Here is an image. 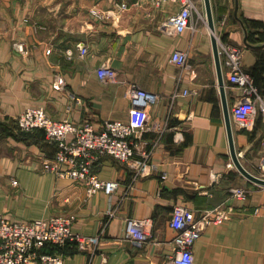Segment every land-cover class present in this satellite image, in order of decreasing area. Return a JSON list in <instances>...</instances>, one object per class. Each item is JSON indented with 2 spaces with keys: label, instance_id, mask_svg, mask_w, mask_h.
Here are the masks:
<instances>
[{
  "label": "crops",
  "instance_id": "1",
  "mask_svg": "<svg viewBox=\"0 0 264 264\" xmlns=\"http://www.w3.org/2000/svg\"><path fill=\"white\" fill-rule=\"evenodd\" d=\"M122 2L127 9L115 10ZM194 2L199 15L193 29L168 35L162 24L177 4L156 9L146 0H0V215L31 221L66 214L73 232L101 236L92 251L74 244L56 249L64 264H165L173 254L175 205L195 212L228 207L227 219L205 228L194 243V264H264V187L232 164L204 1ZM210 2L218 43L244 48L243 66L262 88L264 0ZM81 45L88 48L84 56ZM175 50L188 53L194 72L181 74L170 62ZM102 63L117 72L116 83L99 80ZM130 83L157 96L146 130L133 140L141 146L134 161H142L143 151L151 154L145 172L138 174L142 169L133 161L102 158L93 171L118 188L111 196H87L72 179L44 170L56 147L41 130L20 131L16 117L41 107L55 120L88 121L100 130L105 121L128 119ZM185 89L196 93L184 96ZM235 90L225 83L229 108ZM231 123L239 159L253 172L264 160V117L257 114L251 130ZM232 187L249 193L232 198ZM128 219L146 221L147 243L137 247L127 240Z\"/></svg>",
  "mask_w": 264,
  "mask_h": 264
},
{
  "label": "built area",
  "instance_id": "2",
  "mask_svg": "<svg viewBox=\"0 0 264 264\" xmlns=\"http://www.w3.org/2000/svg\"><path fill=\"white\" fill-rule=\"evenodd\" d=\"M156 9L166 4H177L178 10L162 24L168 35H179L193 29V18L198 13L194 0H146ZM115 10L127 9L125 2L115 3ZM99 16V13L93 12ZM199 15V13H198ZM102 17V16H100ZM199 18H201L199 16ZM206 22V21H205ZM224 21L221 22L223 24ZM225 83L236 89L234 101L230 106V116L238 129L251 130L257 114L264 117V86L259 88L243 66L244 48L230 42H219ZM88 48L79 47L80 56L87 54ZM170 62L175 64L181 74L194 72L188 64V53L175 50ZM96 75L104 83H116L117 72L107 63H102ZM196 93L183 90L184 96ZM127 97L131 107L126 121H105L100 130L88 122L73 123L69 119L55 120L41 107H30L16 117V126L22 132L41 130L47 143L56 147L52 160L44 164V170L54 172L60 178L72 179L85 189L87 196L103 192L111 196L118 188V182L100 179L93 171L94 166L105 157L119 163L133 161L142 170L147 166L150 152L143 151L142 161H134L140 144L134 138L147 128L148 108L157 96L136 84H128ZM264 149V141H263ZM263 172L264 160L258 165ZM144 171V172H143ZM12 186H17L15 179ZM247 188L232 187L229 196L239 200L247 197ZM228 207L221 205L212 209L195 212L187 206L175 205L170 216V227L175 232L173 254L165 264H194L193 245L205 228L220 225L227 219ZM146 221L128 219L126 237L133 245L140 247L151 238L146 229ZM68 242H74L79 251H92L101 242V236H84L72 230V219L66 214H53L47 218L31 221L9 219L0 215V264H64L65 256L56 252Z\"/></svg>",
  "mask_w": 264,
  "mask_h": 264
},
{
  "label": "water",
  "instance_id": "3",
  "mask_svg": "<svg viewBox=\"0 0 264 264\" xmlns=\"http://www.w3.org/2000/svg\"><path fill=\"white\" fill-rule=\"evenodd\" d=\"M204 1V9H205V18L207 27L210 32V40L212 45V54H213V61L216 71V77H217V85L220 93V99H221V105H222V111H223V117H224V125L227 135V141H228V147H229V154L232 161L233 166L237 169V171L250 183H253L257 186L264 187V178L259 177L253 173H251L249 170H247L241 163L239 159V155L237 154L236 147H235V141H234V133L230 121V115H229V106L227 103L226 98V92H225V81L223 77V71L219 56V50H218V41L216 37L214 36L215 33V23L213 18V13L211 9V2L210 0H203Z\"/></svg>",
  "mask_w": 264,
  "mask_h": 264
},
{
  "label": "rangeland",
  "instance_id": "4",
  "mask_svg": "<svg viewBox=\"0 0 264 264\" xmlns=\"http://www.w3.org/2000/svg\"><path fill=\"white\" fill-rule=\"evenodd\" d=\"M203 17V16H202ZM215 35H216V37H217V39H218V35H217V32L215 31V33H214ZM218 41V40H217ZM262 146H263V143H262ZM259 165V164H258ZM251 173H253V174H255V175H257V176H262V174H263V172L261 171V168H258L257 167V169L256 170H254L253 172L252 171H250ZM247 192L249 193V190L247 189Z\"/></svg>",
  "mask_w": 264,
  "mask_h": 264
},
{
  "label": "bare ground",
  "instance_id": "5",
  "mask_svg": "<svg viewBox=\"0 0 264 264\" xmlns=\"http://www.w3.org/2000/svg\"><path fill=\"white\" fill-rule=\"evenodd\" d=\"M219 56H220V54H219ZM220 61H221V57H220ZM221 66H222V64H221ZM229 115H230V108H229ZM232 119H231V116H230V121H231ZM231 125H232V123H231ZM232 129H233V125H232Z\"/></svg>",
  "mask_w": 264,
  "mask_h": 264
},
{
  "label": "trees",
  "instance_id": "6",
  "mask_svg": "<svg viewBox=\"0 0 264 264\" xmlns=\"http://www.w3.org/2000/svg\"><path fill=\"white\" fill-rule=\"evenodd\" d=\"M255 81V80H254ZM255 83V82H254ZM255 85L256 86H258L256 83H255ZM260 88V87H259ZM68 244H74V245H76L74 242H68L66 245H68ZM77 247V246H76Z\"/></svg>",
  "mask_w": 264,
  "mask_h": 264
}]
</instances>
